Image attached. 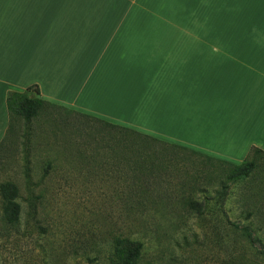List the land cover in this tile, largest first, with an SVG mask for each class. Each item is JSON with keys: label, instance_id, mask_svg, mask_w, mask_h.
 <instances>
[{"label": "crops", "instance_id": "1", "mask_svg": "<svg viewBox=\"0 0 264 264\" xmlns=\"http://www.w3.org/2000/svg\"><path fill=\"white\" fill-rule=\"evenodd\" d=\"M241 163L264 151V0H0L10 92Z\"/></svg>", "mask_w": 264, "mask_h": 264}, {"label": "rangeland", "instance_id": "2", "mask_svg": "<svg viewBox=\"0 0 264 264\" xmlns=\"http://www.w3.org/2000/svg\"><path fill=\"white\" fill-rule=\"evenodd\" d=\"M13 125L0 150V264H111L119 237L144 244V263H232L250 244L226 235L227 220L254 222L255 243L264 241L263 153L248 156L256 168L238 180L229 163L50 103L31 117L14 114ZM10 182L22 209L17 224L4 219ZM142 191L152 194L145 205L159 212L141 214L140 200L126 198Z\"/></svg>", "mask_w": 264, "mask_h": 264}, {"label": "trees", "instance_id": "3", "mask_svg": "<svg viewBox=\"0 0 264 264\" xmlns=\"http://www.w3.org/2000/svg\"><path fill=\"white\" fill-rule=\"evenodd\" d=\"M36 92L39 94L40 90L37 87ZM19 99V102L17 105H15V101ZM46 103H50L51 105H55L58 107H63L60 106L58 104L43 100L41 98H30L27 94H21V93H15V92H10L8 94V106H9V113H10V125L7 131V134L4 138V140L2 141V143L0 144V150L1 148L4 146V144L6 143V141L8 140V138L10 137L12 131H13V116L14 114H21L27 117H31L33 115H35L38 110L42 107V104H46ZM65 108V107H64ZM68 109V108H66ZM71 110V109H69ZM73 111V110H71ZM77 112V111H76ZM80 113V112H78ZM89 117H93L90 116L88 114H84V113H80ZM95 119H97L98 121H101L102 123H104L105 125L109 126V127H120L121 129H124L125 131L128 132H132L137 134L140 137H144L146 139H149L153 142H156L157 144H163L165 146H171L174 148H179V149H184L196 156H200L202 158H205L207 160H212V161H221L224 163H229L230 165H232V167L234 168V176H236V178L238 180L242 179L245 180L246 178H248L255 170L256 168V160L253 159H248V157L241 162L240 164H234L232 162H228V161H223L220 159H215L213 157H210L208 155L202 154L198 151L195 150H191L188 148H185L183 146H177V145H171L168 143H165L161 140H158L150 135L147 134H143L141 132L132 130L130 128L127 127H123V126H119L104 120H101L99 118L93 117ZM253 156H257L259 154H264V151L259 149V148H252L251 152L249 153L252 154ZM150 160V159H149ZM146 161L143 163L144 168H150L152 167V164L150 161ZM149 162V163H148ZM27 178L30 179V170L29 167L27 168ZM145 172V171H144ZM146 180V179H143ZM3 194H4V199H5V205H4V219L7 223L9 224H17L19 222L20 216H21V205L20 203L17 201V197H18V188L17 186L10 182L8 183L7 187L5 186L3 188ZM127 199L131 198V199H139L140 203H139V213H144V212H152L153 214L156 213L157 211L159 212L160 210L158 208H154L152 207H147L145 205L146 200H150L152 199V194H150L147 191H142L136 194H132L131 196L126 197ZM146 209V210H145ZM207 211L212 212V208L210 206H207L205 208ZM203 209L201 212H198L200 216L204 215V210ZM215 211H219L221 212L222 217L226 216V212L221 208H215ZM250 214V213H249ZM252 215V214H250ZM222 230L226 233V235H229L230 233H236L238 236L242 237V242L244 243H248L250 244V249L248 250H243L241 251V254H239V256H235V259L232 260V263H225V264H264V241L260 238L261 240V244L258 245L257 243H255V233L258 231L257 230V226L255 225L254 222H251L249 224L246 225H240L238 223H233L230 222L229 220H227L226 222H224L222 224ZM114 248H113V252H115V256L112 257L111 260V264H152L151 262H147L144 263L143 259H144V244L139 241V240H133L129 237H119V238H115L114 241Z\"/></svg>", "mask_w": 264, "mask_h": 264}]
</instances>
